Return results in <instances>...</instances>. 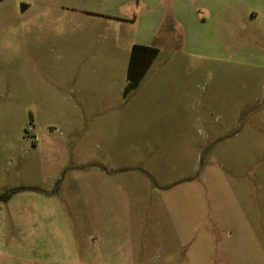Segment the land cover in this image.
I'll return each instance as SVG.
<instances>
[{
  "label": "rangeland",
  "instance_id": "374dc122",
  "mask_svg": "<svg viewBox=\"0 0 264 264\" xmlns=\"http://www.w3.org/2000/svg\"><path fill=\"white\" fill-rule=\"evenodd\" d=\"M89 1L0 0V264H264V0H184L126 94Z\"/></svg>",
  "mask_w": 264,
  "mask_h": 264
},
{
  "label": "crops",
  "instance_id": "0c3cea01",
  "mask_svg": "<svg viewBox=\"0 0 264 264\" xmlns=\"http://www.w3.org/2000/svg\"><path fill=\"white\" fill-rule=\"evenodd\" d=\"M117 0H90L88 6L84 9L89 13L101 17L106 20H117L118 22H132L138 23L136 31H133V41L130 45L131 47L134 43L156 46L155 38L159 35L162 29L166 38L171 36V30H168V26L173 24V18L178 16V7L184 6L191 7L192 4H188L184 0H122L120 3H116ZM116 6H120V9H115ZM199 11V10H198ZM146 22V25H140L142 21ZM147 23H149L147 25ZM148 27L146 33L144 27ZM157 53V54H158ZM130 54V53H129ZM156 58V57H155ZM129 61V59H128Z\"/></svg>",
  "mask_w": 264,
  "mask_h": 264
},
{
  "label": "trees",
  "instance_id": "16d2710c",
  "mask_svg": "<svg viewBox=\"0 0 264 264\" xmlns=\"http://www.w3.org/2000/svg\"><path fill=\"white\" fill-rule=\"evenodd\" d=\"M157 53L158 49L150 45L138 43L132 45L126 72L125 94L139 85Z\"/></svg>",
  "mask_w": 264,
  "mask_h": 264
}]
</instances>
